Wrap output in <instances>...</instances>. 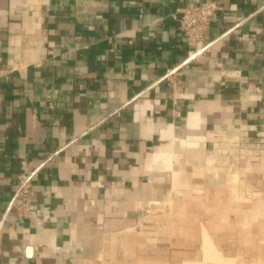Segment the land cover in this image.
<instances>
[{"label":"crops","instance_id":"0c3cea01","mask_svg":"<svg viewBox=\"0 0 264 264\" xmlns=\"http://www.w3.org/2000/svg\"><path fill=\"white\" fill-rule=\"evenodd\" d=\"M203 1L0 0V264H264V0L189 60Z\"/></svg>","mask_w":264,"mask_h":264},{"label":"built area","instance_id":"2783aa9c","mask_svg":"<svg viewBox=\"0 0 264 264\" xmlns=\"http://www.w3.org/2000/svg\"><path fill=\"white\" fill-rule=\"evenodd\" d=\"M217 8L215 0H205L181 10L179 18L181 28L194 47L189 60L210 49L211 42L208 40V33ZM34 174L35 172L29 169L27 159L22 158L18 174L19 185L10 204V208L15 209L19 216L24 217L30 213L29 196L32 191Z\"/></svg>","mask_w":264,"mask_h":264}]
</instances>
